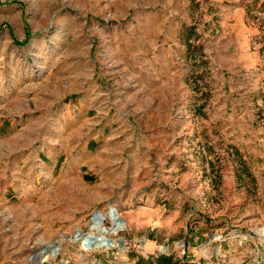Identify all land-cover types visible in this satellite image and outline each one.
<instances>
[{"label":"rangeland","instance_id":"obj_1","mask_svg":"<svg viewBox=\"0 0 264 264\" xmlns=\"http://www.w3.org/2000/svg\"><path fill=\"white\" fill-rule=\"evenodd\" d=\"M134 1L0 0V264H264V79L247 71L253 87L226 95L210 43L243 24L264 71V0H178L153 47L131 44ZM87 48L101 63L65 59ZM81 68L107 106L87 151L64 131ZM110 208L123 229L82 249Z\"/></svg>","mask_w":264,"mask_h":264},{"label":"crops","instance_id":"obj_2","mask_svg":"<svg viewBox=\"0 0 264 264\" xmlns=\"http://www.w3.org/2000/svg\"><path fill=\"white\" fill-rule=\"evenodd\" d=\"M177 3V9H172V3ZM135 7V15L133 17V22L130 24V29L133 31H138L139 35L131 44L134 47L139 46H149L153 47L157 43L153 40L152 34L150 31L161 30L162 27L164 30L172 29L171 26L173 23L176 25L175 29L178 28L177 23L183 18L179 14L178 7L180 6L178 0H135L132 4ZM160 5V7H159ZM158 10H155L157 8ZM143 8V9H141ZM241 10L234 12V18L236 15H240ZM160 14V18H159ZM142 15V19L139 17ZM139 17L137 20L136 17ZM181 23V22H180ZM222 25H225L223 22ZM243 24L239 23L235 26V29L226 36H222L217 40H211L210 43L213 47V65L217 71H222L223 74H226V79L229 82L225 83L226 95H236L240 94L245 89L249 88L248 77L244 75L247 71L252 73L251 78H263L264 71L259 68L263 64L261 60L260 53H251L249 43H245L241 40V31L244 32ZM136 28V29H134ZM238 31L239 33H236ZM71 31L66 33L67 39L70 37ZM72 35V34H71ZM56 36L55 34L53 35ZM171 40L172 45H178V40L175 42ZM169 40V41H170ZM82 43L86 47H91L88 45V41L85 39L77 38L69 43L67 47L72 48L73 44ZM102 43V42H101ZM110 43L107 47L111 48L106 53L107 61L113 62L115 60V51L116 41L110 40ZM167 43V42H165ZM47 44H45V47ZM68 49V53L65 54V59L69 63L76 64L80 62L90 63V62H100L101 60L93 54L92 50H88L87 54L76 53ZM74 66V65H73ZM74 67H71L73 69ZM259 72L261 75H256L253 72ZM70 90L67 91V94L70 96L69 102L67 103V113L64 119L65 124V134L69 138L70 142H77L82 138L86 141L85 151L89 149V145L99 144L101 137L104 134V126L100 124L96 126V123L99 122V113L106 110V103L98 89V86H92L94 78L91 76L90 68H81L79 72L71 70L69 73ZM97 82V81H96ZM251 85V84H250ZM250 87H253L251 85ZM146 92H151L149 87L144 88ZM95 112V118L88 117L89 112ZM96 146V145H95ZM92 163H86L85 165Z\"/></svg>","mask_w":264,"mask_h":264},{"label":"bare ground","instance_id":"obj_3","mask_svg":"<svg viewBox=\"0 0 264 264\" xmlns=\"http://www.w3.org/2000/svg\"><path fill=\"white\" fill-rule=\"evenodd\" d=\"M108 217L112 218L110 220L109 218L106 217L112 223V226L108 231L105 230L104 228H102L103 225L102 226L100 225L102 223V220H103L101 215L99 217L98 216L96 217L98 219L92 220L91 225H90V231H93V232L97 231L98 234L97 235L88 234L85 237L81 238L80 243H81L82 249H84L85 245L87 247H89V249L104 248L106 245V241L107 240L109 241L107 236L113 232L115 233V232H118L119 230L123 229V224L119 221H116L115 216L113 214L109 215ZM103 235H105V236H103ZM110 243L111 242L109 241V244Z\"/></svg>","mask_w":264,"mask_h":264},{"label":"water","instance_id":"obj_4","mask_svg":"<svg viewBox=\"0 0 264 264\" xmlns=\"http://www.w3.org/2000/svg\"><path fill=\"white\" fill-rule=\"evenodd\" d=\"M109 211L115 216V220H116V221L123 222V221L117 216V211H116L114 208H110ZM97 216L99 217L100 214H99V213H98V214H95V215L93 216L92 220L95 219ZM81 236H83L81 233H77V234L74 236L73 240H74V241H78V240L80 239ZM109 246H110V244H109V241L107 240V241H106V245H105V247L108 248ZM84 249H85V250H88L89 247H87V246L85 245V246H84Z\"/></svg>","mask_w":264,"mask_h":264},{"label":"trees","instance_id":"obj_5","mask_svg":"<svg viewBox=\"0 0 264 264\" xmlns=\"http://www.w3.org/2000/svg\"><path fill=\"white\" fill-rule=\"evenodd\" d=\"M135 264H173L171 262V259L169 257L162 256L161 258L156 261V263H151V262H143L141 260H138ZM183 264H189L187 262H184Z\"/></svg>","mask_w":264,"mask_h":264}]
</instances>
